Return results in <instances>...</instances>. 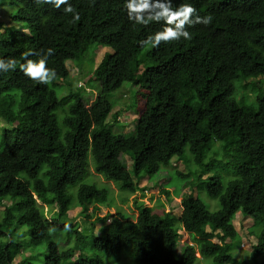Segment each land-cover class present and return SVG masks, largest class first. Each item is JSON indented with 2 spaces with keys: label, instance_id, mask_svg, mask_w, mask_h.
Returning <instances> with one entry per match:
<instances>
[{
  "label": "trees",
  "instance_id": "16d2710c",
  "mask_svg": "<svg viewBox=\"0 0 264 264\" xmlns=\"http://www.w3.org/2000/svg\"><path fill=\"white\" fill-rule=\"evenodd\" d=\"M5 1L17 8L10 26L0 22V59L17 64L0 72V205L10 201L0 213V264H107L103 257L111 264H195L200 256L207 264H264V0H171L173 9L188 3L212 22L186 26L191 40L158 48L140 41L166 25L134 24L128 0H68L77 21L64 5ZM94 43L112 51L97 65L91 61L86 84L96 79L100 92L88 107L83 88L73 89L68 79V61L83 64ZM49 48L47 67L56 78L38 84L20 70L23 54L32 51L38 55L28 59L39 60ZM60 81L70 88L63 97ZM126 81L136 87L129 104L136 123L130 133L115 132L108 124L110 96ZM122 154L132 158L131 168ZM174 158L188 169L178 174L198 190L181 198L178 215L154 212L146 201H136L137 215H128L91 174L127 198L142 189L143 176L154 182L160 170L175 167ZM217 166L232 176L208 175ZM204 190L220 208L201 201ZM75 207L90 226L85 231L69 219ZM238 212L263 224L257 236L250 231L257 238L250 260L234 253L242 240L233 222ZM180 229L188 241L178 253Z\"/></svg>",
  "mask_w": 264,
  "mask_h": 264
},
{
  "label": "rangeland",
  "instance_id": "374dc122",
  "mask_svg": "<svg viewBox=\"0 0 264 264\" xmlns=\"http://www.w3.org/2000/svg\"><path fill=\"white\" fill-rule=\"evenodd\" d=\"M17 7L11 6L9 2H0V22L4 23L5 27L10 26V13L14 11ZM12 24H17L16 22L12 21ZM27 29H24L26 32ZM1 31H4V27L1 28ZM106 51L111 52L112 49L109 47H103L96 43L92 44L87 54L83 60V64H76L72 61H68V67L70 71L69 80L72 84V88L76 89V87L83 88L82 97L85 104L88 107H91L97 100V97L100 92L99 83L96 79H92L89 84H86L87 80H89V75L93 73V67L91 65V61L94 60L95 64L97 65L100 60L102 59L104 53ZM257 81V80H256ZM241 85V83H238ZM250 89V86L248 85ZM69 87L63 82L60 81L56 87V90L60 97L67 95L69 91ZM136 87L131 82H124L122 86L115 90L111 96L110 101L113 104V108L111 113L108 117V124L109 127L115 132H123V133H130L134 130L137 113L136 108L133 106L131 108L129 106L130 102L133 100V96L135 94ZM249 95L254 96L256 94L255 90L250 89ZM3 132V124L0 121V138ZM122 162L126 164L128 168L132 167V158L126 154H122L120 156ZM175 167L170 168V170H160L156 174V181L153 182L148 176H143L139 182L142 189L137 192V195H130L126 198V192L122 191L116 184L112 183L111 181L105 180L102 176L96 175V173H91L95 180L99 183H105L107 185L112 201L119 205V207L125 210L128 215L135 216L138 213L136 208V203L139 201H146L148 205L154 210V212L163 213L164 210H170L175 215L180 214L181 211V198L186 196L189 193L194 195H198V190L195 188H191L186 184L188 179L190 178L188 175H180L178 172L188 173V169L184 166L183 162L174 158L172 161ZM218 172L224 178H230L232 176L231 173L224 172L220 169V167H216L214 171L209 173L208 175L215 174ZM167 188L169 191V195L166 192H161V189ZM158 190H160L158 192ZM199 197L202 202H204L211 210H217L220 208L219 200L217 198H211L208 196L206 191H201L199 193ZM137 201V202H136ZM142 203V202H140ZM10 204V201H4L2 205H0V213L2 212L4 205ZM111 211H114V206L111 207ZM100 215H104L108 210L106 206H102L100 209ZM69 219L74 221H78L80 224V229L85 231V227H90L89 225H85L83 222V215L81 214V208L75 207L69 210L68 212ZM236 230L241 235V245L235 247L234 253L238 259H248L250 260V254L253 249V246L257 242L256 236L261 232L262 229V221L259 219L258 223L254 221L252 217H247L243 215L241 212H238L233 220ZM100 226L99 222H96L94 225L95 230H98ZM25 228H22L21 232H24ZM182 234L179 237V244L177 246L178 253L181 252L182 248L184 247L186 241L188 239L183 234L182 229L179 230ZM250 231H253L255 234H252ZM27 233H23L19 235V239L24 242L27 240ZM66 236V235H65ZM68 237L61 238L60 240V247L68 246ZM218 241V239H215ZM86 259H89L92 256V251L89 248V245H86ZM31 251L27 248L23 247V255H31ZM80 253L79 250L75 251V256H78ZM106 258L103 257L107 264H111L106 261ZM124 258V256H123ZM21 259V255L15 260L16 262ZM35 259V258H33ZM41 257L36 258V262L41 261ZM118 257H112V261H116ZM110 260V261H111ZM209 261V260H208ZM210 263V261H209ZM195 264H207L206 259L199 258Z\"/></svg>",
  "mask_w": 264,
  "mask_h": 264
},
{
  "label": "clouds",
  "instance_id": "9594fccd",
  "mask_svg": "<svg viewBox=\"0 0 264 264\" xmlns=\"http://www.w3.org/2000/svg\"><path fill=\"white\" fill-rule=\"evenodd\" d=\"M36 2L50 4L56 9L64 5V12L72 13L73 21L80 19L79 13L76 12L68 0H36ZM126 8L128 19L134 24L147 26L153 21L157 23L160 21L164 22L166 26L162 31L149 35L147 39L140 41L141 45H150L153 48H158L161 42H178L181 38L191 40V34L186 30V26L195 24L208 25L212 22L211 15L201 17L197 9L191 4H181L178 8L173 9L171 0H128ZM53 54V49L49 48L39 60H31L28 57L38 54L27 51L23 54L25 63L20 65V70L32 81L48 85L56 78L55 70L47 67L48 57ZM16 64L17 61L13 58L0 59V72L15 70ZM68 227V225L65 226L66 229ZM190 244L192 243L190 242Z\"/></svg>",
  "mask_w": 264,
  "mask_h": 264
}]
</instances>
